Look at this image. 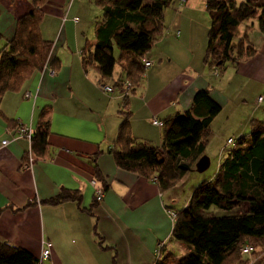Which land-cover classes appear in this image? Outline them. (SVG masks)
<instances>
[{
    "label": "crops",
    "instance_id": "crops-1",
    "mask_svg": "<svg viewBox=\"0 0 264 264\" xmlns=\"http://www.w3.org/2000/svg\"><path fill=\"white\" fill-rule=\"evenodd\" d=\"M174 1L164 13V35L144 55L151 65L127 97L114 87L117 81L127 82L120 65L103 83L113 87L112 93L101 89L96 69L83 66L82 49L94 43L101 21L93 0L46 1L39 31L43 40L53 43L50 63L55 64L48 63L0 101V242L36 259L44 243H51V257L43 264H155L160 243L171 252L179 245L171 240L173 221L168 211L184 209L197 186L189 190L186 174L174 188L161 192L151 180L118 169L109 151L125 116L137 143L161 146L163 128L152 120L165 122L191 111L194 94L204 89L221 106L211 133L216 123L224 120L226 129L232 120L238 122L232 137H247L252 120L264 122V102L258 103L264 95V34L254 20L242 24L236 42L248 40L255 55L238 69L228 68L216 76L205 64L210 26L205 0ZM32 7L33 0H0V49ZM167 11L172 15L169 23ZM239 81L254 88L249 106L242 104L248 95L241 99L245 94L237 90ZM43 112L50 121L49 146L45 156L31 153L29 164L31 144L20 138L18 128L27 127L33 136ZM95 165L107 185L98 203L95 190L103 184L94 179ZM61 190L79 191L80 206L45 203ZM91 206L92 212H86ZM241 259L243 264H264V244L255 245V253Z\"/></svg>",
    "mask_w": 264,
    "mask_h": 264
},
{
    "label": "trees",
    "instance_id": "trees-1",
    "mask_svg": "<svg viewBox=\"0 0 264 264\" xmlns=\"http://www.w3.org/2000/svg\"><path fill=\"white\" fill-rule=\"evenodd\" d=\"M46 1L33 0L30 12L17 21L13 38L0 49V101L6 92L20 89L50 63L53 43L43 40L39 31ZM93 2L101 11V21L95 28L94 43H87L82 49L83 66L96 69L103 85L113 78L117 65L115 46L127 82L117 81L114 87L129 83L132 90L145 73L144 55L164 35V13L174 0ZM205 7L210 19L205 64L216 75L224 74L228 68L238 69L255 55V48L243 38L236 42L237 31L242 24L254 20L264 34V0H205ZM220 111L221 106L211 99L208 90L197 91L191 111L162 122L163 140L158 147L137 143L125 116L109 152L118 169L151 180L161 192L168 191L187 174L184 166L192 168L204 156L211 123ZM49 135L50 121L43 112L30 152L45 156ZM234 146L215 177L197 186L187 206L175 213L174 221L171 219V240L184 249L185 255L179 258L173 251L165 250V243H160L155 264L241 263L245 245L255 249V245L264 244V122L252 120L249 135L239 137ZM94 169V179L103 184L99 189L104 193L105 179L97 165ZM66 202L80 206L79 191L61 190L45 201L51 206ZM94 202L98 203L95 196ZM93 207L83 210L91 213ZM213 207L217 209L212 210ZM0 264H39V260L24 249L0 242Z\"/></svg>",
    "mask_w": 264,
    "mask_h": 264
},
{
    "label": "rangeland",
    "instance_id": "rangeland-1",
    "mask_svg": "<svg viewBox=\"0 0 264 264\" xmlns=\"http://www.w3.org/2000/svg\"><path fill=\"white\" fill-rule=\"evenodd\" d=\"M176 1H174L173 3H171V5L169 6V9L173 8L172 5L175 3ZM167 23L170 22V19L172 18V15L171 13H169L167 11ZM206 18L207 20L209 19L208 18V14H206ZM164 32L163 34L165 33V29H166V26H165V17H164ZM119 54L120 56V52L119 50L114 46V57L116 59V62H117V67H118V58L119 56H117ZM116 67V68H117ZM143 68L144 70L147 69V67L145 68L144 67V64H143ZM214 75H216V73H214ZM218 76V75H216ZM237 90L238 91H243L242 94H245V95H242L241 99H244L246 95H248V99H245L246 100V104L242 103L243 106H249L251 105L250 102H252V97H253V94H254V88H251L250 85H248V83H243L241 81H239L237 83ZM264 97V95H263ZM257 98V97H256ZM264 102V99L262 100L261 103ZM259 103V102H258ZM261 108L264 109V104L261 106ZM229 128H226L224 127V125H226L225 121L222 120L221 122H218L215 124L214 126V133L212 134L211 131L209 134L210 137H208V140L209 142H211L210 146L208 147V150L206 152V156L210 159V167L207 171H205L204 173L202 174H199V173H196V172H187V179H189V183H188V187L190 186H199L203 181H208L212 178V176L214 175V173H216V171L218 170V165L220 164V162H222L227 156L228 154L234 149V145L233 146H229L227 147L226 151L223 152V154H221V151L225 148L226 146V140L227 138L231 137L232 140H234V142L236 143L238 137L236 136H233L232 137V132L236 129V127L238 126V122H235V121H230L229 122ZM220 126L222 127V129H220ZM225 131V133L223 132ZM228 132V133H227ZM228 135V137H225L224 135ZM249 134V131H247V134ZM225 138V139H224ZM224 139V142H222V140ZM207 148V146H206ZM192 188L190 187L189 190H191ZM97 191H101V189L99 188H96L95 190V197H96V192ZM183 197L184 199H186V196H187V193L186 191H184L183 193ZM100 202V201H98ZM213 209H217L215 207L212 208ZM174 254L177 256V257H183L185 255V251L182 247H180L179 245L175 246L174 248Z\"/></svg>",
    "mask_w": 264,
    "mask_h": 264
},
{
    "label": "built area",
    "instance_id": "built-area-1",
    "mask_svg": "<svg viewBox=\"0 0 264 264\" xmlns=\"http://www.w3.org/2000/svg\"><path fill=\"white\" fill-rule=\"evenodd\" d=\"M77 21V20H76ZM143 64L144 67L148 68L151 63L146 61L145 59L143 60ZM101 89L106 92V93H112L113 92V88L111 86H106V85H100ZM121 90L125 93V95H127L130 91V84L129 83H125L122 87ZM26 98H30V94L27 93L25 94ZM262 98L258 99V102L261 103L262 102ZM152 124L154 126L163 127V123L158 121V120H152ZM18 135L24 138H27L29 140V143L31 144V139H32V131L30 129H28L27 127H20L18 129ZM3 145L6 144V142H2ZM234 145V140L229 139L227 141V146H233ZM30 150V149H29ZM30 156H29V164H31L33 162V159L31 157V152L29 151ZM96 197H97V201H101L102 197H103V192L102 191H97L96 192ZM169 216L171 217V219L174 221L176 219V214L173 211H168ZM162 245H159L157 247L156 253L155 255L158 256L159 255V250L161 249ZM254 247L252 245H245L242 249H241V253L244 255H251L254 252ZM51 251H52V244L49 242L44 243V247L42 249L41 255L39 257V264H43L44 262L48 261L51 257Z\"/></svg>",
    "mask_w": 264,
    "mask_h": 264
},
{
    "label": "water",
    "instance_id": "water-1",
    "mask_svg": "<svg viewBox=\"0 0 264 264\" xmlns=\"http://www.w3.org/2000/svg\"><path fill=\"white\" fill-rule=\"evenodd\" d=\"M210 167V159L207 156H202L194 165V167L190 168L188 166H184L183 168L186 169L188 172H196L199 174L204 173Z\"/></svg>",
    "mask_w": 264,
    "mask_h": 264
}]
</instances>
